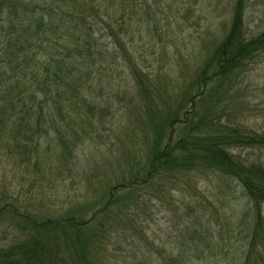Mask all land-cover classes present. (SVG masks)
Returning <instances> with one entry per match:
<instances>
[{"label":"trees","instance_id":"trees-1","mask_svg":"<svg viewBox=\"0 0 264 264\" xmlns=\"http://www.w3.org/2000/svg\"><path fill=\"white\" fill-rule=\"evenodd\" d=\"M148 1L0 0V64L9 73L41 78L43 84L40 90L30 93L12 77L0 78L1 155L11 157L16 153L13 140L18 148L33 143L42 133L46 139L60 140L63 152L57 158L66 163L65 168L70 170L77 164L85 151L78 143L88 141L93 132L97 136V128L108 113V109L96 105L88 91L93 86L90 82L98 67L97 58L112 53L109 61L113 64L121 61L141 69L134 59L139 45L149 43L154 36L159 40L167 37L160 26L164 17L160 14L159 18L154 11L163 3ZM183 3L188 5V1ZM247 3L248 0H231L227 28L221 36L212 33L215 41L208 44L207 55L202 51L204 58L195 67L187 89L175 95L176 101L165 91L162 98L159 93L158 98L154 97L161 107L153 105L151 98L158 91L154 92L147 77L145 82L141 79L142 73H131L137 89L132 102L147 104L143 124L136 131L135 126L132 129L135 143L138 138L151 142L147 169L127 158L125 178L110 186L111 180L102 176L98 181V203L89 208L82 206L70 217L35 219L20 214L26 226L16 240L0 248V264H110L105 249L118 238L128 242L129 249L124 254L130 253L121 264H172L179 258L191 264L192 257L185 251L173 257L156 253L153 258V243L146 233L149 223H154L152 212L141 218L137 208L141 205L144 209L153 202L149 197L162 201L166 195L169 201L172 192H190L195 205L180 206L185 209L180 217L182 224L189 232L179 237L191 247L193 236L201 239L208 232L196 233V226L192 231L196 220L191 214L201 199L196 196L200 181L209 183L212 190L219 189V194L229 195L234 209H245L234 223V230L243 238L237 264H264V132H254L244 123L248 101L240 87L251 65L264 53V30L247 35ZM108 46L109 53L105 51ZM62 103L82 104V123L79 125V119L77 126L86 127L87 132L70 130V137H65L52 130L54 113H59V123L68 129ZM19 111L32 125L25 123L15 132ZM19 121L23 122V117ZM50 133L53 136L49 137ZM39 146L34 142L36 151ZM96 164L90 168L97 172ZM159 179L172 182L163 190L164 182ZM140 188L147 189L145 202L132 198L142 197ZM149 192L153 195L149 196ZM10 209L18 214L14 207ZM203 210L211 216L214 213Z\"/></svg>","mask_w":264,"mask_h":264},{"label":"rangeland","instance_id":"rangeland-1","mask_svg":"<svg viewBox=\"0 0 264 264\" xmlns=\"http://www.w3.org/2000/svg\"><path fill=\"white\" fill-rule=\"evenodd\" d=\"M185 1H188V5L183 3ZM155 3H163L158 5V9L155 6L154 11L159 18L160 14L163 15L164 20L160 26L162 25V33L167 34V37L163 36L159 40L154 36L149 43L142 42L139 45V53H135L134 59L141 69L131 68L121 61L118 62L119 65L113 64L109 61L112 53L101 54L104 59L101 56L97 58L98 67L94 69L95 74L90 82L93 86L87 89L91 90L96 105L101 109H108V113L102 118V125L97 123V126L100 125L97 128V136L93 132L88 141L78 143V147H84L85 151L84 155L76 160L77 166L70 170L65 168L66 163L57 158L63 152L60 140L46 139L42 133L34 141L40 143L37 151L34 142L17 148V142L13 140L11 143L14 144L16 153L11 157L0 154V248L16 240L20 230L26 226L20 219V214L33 216L35 219L37 216L70 217L78 213L80 207L89 208L92 203H98L101 192L98 181L102 176L111 180L108 182L110 186L114 181L119 182L125 178L127 158L138 162L141 169H147L151 142L147 143L138 138L135 143L132 131L134 126L136 131L143 124L141 122L144 121L147 104L132 102L137 89L134 87L135 81L131 73L139 71L142 73L141 79L145 82L144 77H147L154 87V92L158 91L151 98L153 105L161 107L154 97L158 98L159 93V99L162 98L161 94L165 91L173 95L176 101L175 95L178 96L187 89L195 67L204 58L202 51L207 55L208 44L212 45L215 41L216 36L212 33L221 36L227 28L231 7V0H157ZM247 5L245 29L247 35L251 36L264 30V0H248ZM105 51L109 53L110 46L106 47ZM34 70L37 71L36 68ZM5 77H12L13 81L23 85L30 93L40 90L43 85L41 78L33 79L29 74L24 76L15 72L9 73L6 67L0 64V78ZM240 87L244 89L245 98L249 103L243 111L244 123L254 132H264V53L251 65ZM77 99L80 102V99ZM62 112L68 116V129L59 123V113H54L51 116L52 130L64 133L65 137H70V130L87 132L86 127L79 128L84 114L81 103L75 106L62 103ZM22 117L23 122H20L19 118ZM26 117V114L18 112L15 132H19V127L25 123L32 125L30 121L25 120ZM79 119L81 120L77 126ZM108 130L109 132L105 133ZM51 136L53 134L50 133L49 137ZM70 140L73 141L71 138ZM17 141L23 144L20 138ZM162 148L163 146H160V149ZM95 164L98 166L97 172L90 168ZM158 182H164L161 187L166 190L172 179H159ZM202 182L197 184L199 187L196 196L201 199L198 209L191 214L193 220H196L192 231L196 226V233H204L205 230L208 232L201 239L193 236L194 243L191 247L190 243L185 244L184 239L179 237L189 232L182 224L181 218L185 209L180 206L186 208L188 204L195 205L191 200L195 197L191 196L190 192H172L169 201L166 195L162 201L149 197L153 202L147 203L148 206L144 209L141 205L138 206L137 211L141 218L152 212L154 223H149L146 233L149 241L153 243V258L156 253L173 257L174 254L178 256L180 251H185L192 257L191 264H237L240 260L243 238L234 230V223L238 222L237 218L245 209L241 206H235L234 209V204L229 202V195L219 194V189L212 190L213 186ZM192 183L193 181H190V184ZM140 189L142 197L132 198L145 202L147 189ZM209 192L212 196H209ZM152 195L151 192L149 196ZM11 207H14V212L18 214H13ZM203 209L214 213L211 216L209 211ZM127 244L128 242L121 238L111 240L109 245L107 243V262L121 264L122 259L128 260L126 256H130V253L124 254V251L129 249ZM183 261L179 258L172 264H185Z\"/></svg>","mask_w":264,"mask_h":264}]
</instances>
